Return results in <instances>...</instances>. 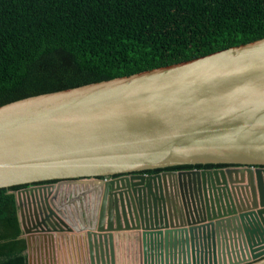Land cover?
<instances>
[{"label": "water", "instance_id": "obj_1", "mask_svg": "<svg viewBox=\"0 0 264 264\" xmlns=\"http://www.w3.org/2000/svg\"><path fill=\"white\" fill-rule=\"evenodd\" d=\"M14 186L28 264H264V38L0 106Z\"/></svg>", "mask_w": 264, "mask_h": 264}, {"label": "trees", "instance_id": "obj_2", "mask_svg": "<svg viewBox=\"0 0 264 264\" xmlns=\"http://www.w3.org/2000/svg\"><path fill=\"white\" fill-rule=\"evenodd\" d=\"M262 38L264 0H0V106ZM22 187L0 188V264H28Z\"/></svg>", "mask_w": 264, "mask_h": 264}, {"label": "crops", "instance_id": "obj_3", "mask_svg": "<svg viewBox=\"0 0 264 264\" xmlns=\"http://www.w3.org/2000/svg\"><path fill=\"white\" fill-rule=\"evenodd\" d=\"M41 248H40V244L38 242L34 243L33 244V250H32V260H36V259H40L41 257ZM57 255L56 257H58V263L57 264H72V262L69 263L68 261V258L65 254V249H64V246H63V249H62V246H61V249L58 250V252H56ZM64 259H66V261L64 262Z\"/></svg>", "mask_w": 264, "mask_h": 264}, {"label": "flooded vegetation", "instance_id": "obj_4", "mask_svg": "<svg viewBox=\"0 0 264 264\" xmlns=\"http://www.w3.org/2000/svg\"><path fill=\"white\" fill-rule=\"evenodd\" d=\"M231 166L229 165H216V166H212V167H204L205 169H224V168H229ZM198 169H203V168H198Z\"/></svg>", "mask_w": 264, "mask_h": 264}]
</instances>
